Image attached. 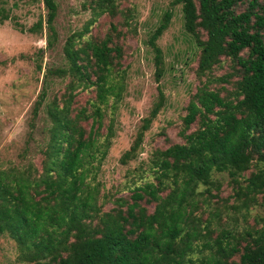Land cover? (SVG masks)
Segmentation results:
<instances>
[{
    "label": "trees",
    "instance_id": "trees-1",
    "mask_svg": "<svg viewBox=\"0 0 264 264\" xmlns=\"http://www.w3.org/2000/svg\"><path fill=\"white\" fill-rule=\"evenodd\" d=\"M42 1L46 18L29 32L45 33L55 51L59 4ZM176 7L198 48L196 86L154 138L163 144L130 167L167 104L159 41ZM82 10L90 19L64 40L62 64L47 67L33 106L30 133L45 114L40 139L21 162L0 163V237L26 264H264V0L171 1L147 40L158 97L120 159L124 180L111 188L101 174L140 11L130 0H84ZM55 78L63 87L50 96Z\"/></svg>",
    "mask_w": 264,
    "mask_h": 264
},
{
    "label": "rangeland",
    "instance_id": "rangeland-1",
    "mask_svg": "<svg viewBox=\"0 0 264 264\" xmlns=\"http://www.w3.org/2000/svg\"><path fill=\"white\" fill-rule=\"evenodd\" d=\"M57 1V29L61 41L55 51L47 49L45 33L29 32L40 17L46 18L42 0L0 2V163L5 166L21 162L18 154L26 148H34L36 140L40 139L39 131L44 125L45 114L42 112L35 121L34 133H30V121L33 119L34 103L44 85L46 69L51 65L62 64L60 54L64 40L73 32L82 30L91 16L90 11L82 10L84 0ZM130 1L140 11L139 36L137 40L129 39L135 53L134 57L127 61L131 65L127 82L128 94L121 107L118 135L114 139L101 174L107 188L117 186L124 180L129 167L123 166L120 159L130 148L143 118L149 115L158 97V83L153 77V55L147 40L150 32L159 25L172 0ZM174 13L169 29L159 41L166 59V74L162 86L167 96V104L146 136L145 150L130 167H135L147 159L151 148L163 144L162 137L154 138L168 120L183 113L189 93L196 86L192 67L196 65L198 48L192 37L185 33L181 7H176ZM104 20L105 18H102L100 23ZM50 83V96L63 87L59 78ZM169 134L174 137L176 133L170 129ZM30 135H33L34 139ZM33 157L34 151L29 152V158ZM223 194L227 195V192L224 191ZM0 264H26L18 261L17 246L8 236L0 237Z\"/></svg>",
    "mask_w": 264,
    "mask_h": 264
}]
</instances>
